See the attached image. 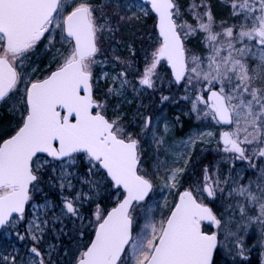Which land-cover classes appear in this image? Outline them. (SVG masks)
Segmentation results:
<instances>
[{"label":"snow or ice","instance_id":"1","mask_svg":"<svg viewBox=\"0 0 264 264\" xmlns=\"http://www.w3.org/2000/svg\"><path fill=\"white\" fill-rule=\"evenodd\" d=\"M222 2L235 22L217 31L207 0L187 5L195 25L179 0H0V104L12 102L20 120L0 141V233L19 242L0 246V264H63L69 255L68 264H225L224 257L239 264L255 247L246 243L253 225L264 264V0ZM150 13L158 38L149 34L152 49L144 50L134 84L132 63L110 54L108 41ZM198 33L205 56L186 47ZM38 52L47 59L42 77L32 59ZM162 61L171 70L169 83L185 88L182 98L197 118L226 129L215 151L232 162L229 178L203 165L200 178L179 191L189 151L181 167L159 156L152 170L144 167L141 138L150 134L163 144L167 124L161 132L145 115L136 133L118 108L108 116L109 99L130 104V90L135 99L157 90ZM100 81L107 89L102 99ZM169 99L162 95L161 103ZM212 136L194 133L180 147ZM235 162L246 169L232 175ZM74 180L88 192L77 190ZM157 180L161 193L178 192L171 207L167 197L156 199ZM105 184L104 198H115L110 209L98 199ZM218 194L232 201L224 209L227 221L210 206ZM86 205H94L90 217ZM205 222L219 231H206ZM61 237L82 242L69 252L60 247Z\"/></svg>","mask_w":264,"mask_h":264},{"label":"rangeland","instance_id":"2","mask_svg":"<svg viewBox=\"0 0 264 264\" xmlns=\"http://www.w3.org/2000/svg\"><path fill=\"white\" fill-rule=\"evenodd\" d=\"M151 14V13H150ZM150 14L148 16H143L141 20L138 23H134L131 25L125 24L123 25L119 31H122V36L120 37L119 43H111L112 48L109 49L110 54L115 52V54H118L125 58L126 60L131 63V57H133L132 52L134 51L136 53V46L135 42L141 37L138 36L140 35L139 31L140 28L138 26L140 25H146V21L150 17ZM230 20L232 19V23H234V19L231 17V14L229 15ZM186 19V17H185ZM203 37V34H202ZM193 38V36H192ZM191 37L188 38V40L193 41ZM188 49L192 51V47L189 44V46L186 45ZM131 49V50H130ZM193 52V51H192ZM196 54V53H195ZM33 61L39 66V68L42 70L41 72L38 73L39 76L42 77L43 74V69L45 68V65L47 64V59L43 55L42 52H38L37 55H34L32 57ZM163 62V61H162ZM161 62V63H162ZM165 66V63H162V68ZM134 68V67H133ZM162 68L158 69L159 74H164V71ZM143 71V68L142 70ZM161 71V73H160ZM45 75V74H44ZM132 82L135 84L136 83V78H130ZM160 83L158 82L156 87H158ZM138 86V85H137ZM107 91L105 82L100 81L99 87L96 89V94L98 99L104 98V94ZM146 92V91H145ZM144 92V93H145ZM145 97H148V94H145ZM128 100L132 101L130 104L128 103H119L116 99H109V109H108V116H112L114 111L118 108L126 117V124L130 127H132L134 132L137 133V129H140L139 122L143 119L144 116L135 115L137 110L135 112H132L130 109L133 106L134 103V96L131 95L130 91L127 97ZM141 104V103H140ZM19 107V105H17ZM134 107V106H133ZM203 108L204 106L201 105ZM133 110V109H132ZM141 110H139L140 113ZM10 112L11 113H16V119L14 122L7 124L5 126H0V136L3 133H6L3 136L9 137L13 132L15 131V128L17 126V123L20 122L19 120V113L15 111L12 106L10 107ZM177 114L183 116V117H189L193 115H197L195 112L192 111V105L189 102V105L183 104L179 106L177 109ZM156 122H158V125L161 129V132H164V125L167 124L168 126V131L164 133L163 139L164 143L157 146L151 137V135H147L146 137H143V140H141L142 147L144 149V167L152 170L153 168V162L156 156H159V159L161 161H166L167 163L171 164L173 161L176 162L177 167H181L184 164V159H187V157H184L183 159L181 158V155L184 151H189L191 154V159L188 162L186 172L184 174V179L182 181V187L179 189V191H183L185 188L188 187V184L186 183V178L188 177V173L190 172V169L192 168V162L195 161V151H197L200 148H217V139L219 137V134L222 130H225L222 126L216 125L214 122L211 121V119H199L196 121L197 125L191 126L190 128L186 129L182 134H180L177 130L178 126L175 124L173 118L171 117L169 113V106L167 105L166 107L159 108L158 115L154 118ZM19 121V122H18ZM135 121L136 123H133ZM137 127V129H136ZM211 131L213 133L212 137H205L204 139L206 142H201L200 140H197L195 145L190 148V149H183L180 147L182 141L188 140L190 136H192L194 133L198 132H207ZM139 133V132H138ZM159 135V133H158ZM202 146V147H201ZM197 149V150H196ZM231 165L232 162L230 161ZM231 165L229 167V170L231 168ZM225 165H222L221 163L218 164L217 166V171L218 175L223 179V178H229V170H227ZM245 169V166L241 162H235V169H233V172L235 174L236 171H243ZM76 184L77 190H80L81 188L83 189L84 192H87L86 189H84L83 185L79 184L78 181L74 180L73 181ZM157 188L155 189V196L156 199L159 201H163L164 197H167V204L169 207L174 205L176 203L177 197H178V192L173 190L172 192H168L165 190L163 193L159 191V185L162 183L161 180H157ZM227 191V189H226ZM219 195V194H218ZM220 197V195H219ZM224 200L229 201L230 203L232 202L230 198H228L226 195H224ZM221 203V201H220ZM222 205V208H221ZM225 205L217 203L216 205V210H218L217 215L218 218L221 214H223L224 221L228 220V214L227 211H224ZM167 210L165 209V212ZM236 218L238 219V213L236 214ZM222 227H223V221H222ZM4 237L9 240L11 237H7L4 235ZM51 239V237H50ZM246 243L249 245V247H252V245H255V247L252 248V251L250 255L253 257V261H258L260 264L261 260V247L260 244L258 243V228L256 225H253L249 231H248V236L246 239ZM231 261L232 264L237 263L236 261L232 260L231 257H228ZM244 262L240 261L239 264H243Z\"/></svg>","mask_w":264,"mask_h":264},{"label":"trees","instance_id":"3","mask_svg":"<svg viewBox=\"0 0 264 264\" xmlns=\"http://www.w3.org/2000/svg\"><path fill=\"white\" fill-rule=\"evenodd\" d=\"M180 4L182 5V10H185V17L186 19L195 25V21L192 19L190 15H188L186 8L190 0H179ZM207 3L210 5L212 13L215 17V30H219L220 26L222 25L223 22H227V24H232V19L230 20L229 15L230 13V8L222 2V0H207ZM155 17L150 14V17L146 21V25H140L138 26L140 28V35L141 36L136 42V55L131 57V63L134 68L130 71L129 79L130 78H136L138 76V72L135 70L137 67H139L140 71L143 68V60L142 57L145 55L144 50L151 51L152 45H153V40L149 38V34L153 38H158L156 28H155ZM122 31H119L116 35V40L115 41H108V43H116L120 41V37L122 36ZM203 33H198L197 35L193 36V41L188 40L186 42V45L189 46V44L192 47V51L196 53V55L200 56H205L207 55V49L205 48L203 44ZM204 35V34H203ZM163 63V62H162ZM48 71H51V68L47 69ZM162 70L164 71V74H161V81L159 82L160 85L157 88L155 92L152 90H146V92L140 96L139 99L134 98V103L133 106L130 109L132 112H135V110H141L140 111V116H145V115H152L154 118L158 115L159 108L166 107L167 105L169 106V113L171 117L173 118L175 124L178 126L177 130L180 134H182L186 129L190 128L191 126L197 125L196 121L199 120L197 118V115L190 116L188 117H183L179 114H177V109L179 106L183 104L189 105V101L183 99L182 97L185 96V88L182 85H175L174 83L170 84L169 82L172 80L171 74L169 70L166 68V66H163ZM161 73V71H160ZM46 74L43 71L42 76ZM130 93L132 96H134L130 90ZM145 94H148V97H145ZM169 96L170 99L168 101H164L161 103V96ZM141 103V104H140ZM142 105V106H140ZM12 106V102L9 103H4L0 104V126H5L7 124H10L11 122L16 124L15 119H16V113H11L10 112V107ZM138 106L139 109H138ZM19 122V121H18ZM19 123H17L18 125ZM6 133L1 134L0 136V141L6 138L5 135ZM202 147V146H201ZM197 150V149H196ZM195 161L192 162V168L190 169V172L188 173V177L186 178V183L188 184V187L192 186L193 181L197 180L200 178V174L202 172V166L203 165H211V166H218L219 163L222 165H225L224 167L229 170V167L231 165L230 161H225L221 159V156L224 154H218L215 149L213 148H200L197 151H195ZM246 169V165L243 164ZM244 169V170H245ZM79 172L83 173L85 171V166L81 163L79 165ZM194 174V175H193ZM232 175H234V172L232 170ZM248 175L251 177V173L249 172ZM229 177H230V170H229ZM254 179V177H251ZM242 183H246V181H242ZM84 189L87 190V186H83ZM102 191L100 199L102 205L107 206L109 209L115 205V198H112L111 200L106 199V197L109 193L107 191V185L102 186ZM52 198L55 200L57 199V193L52 192L50 193ZM229 201L224 200V195H221V203L223 205L229 204ZM94 207V205H86L87 211L86 215L89 217L91 216V209ZM222 208V205H221ZM224 210V209H223ZM228 214V212L226 213ZM67 223V222H66ZM68 229H72L73 225L68 224L67 225ZM91 238V232H89L88 235L84 237V240L90 239ZM82 241H76L70 244L69 238L68 237H61L60 239V247L66 248L69 252L75 251V244L80 243ZM9 244H16L17 246L19 245V242L15 241L14 237H11V239L7 240L4 237V234L2 233L0 235V246L2 247H7ZM71 260V256L64 257L63 259V264H68V261Z\"/></svg>","mask_w":264,"mask_h":264},{"label":"flooded vegetation","instance_id":"4","mask_svg":"<svg viewBox=\"0 0 264 264\" xmlns=\"http://www.w3.org/2000/svg\"><path fill=\"white\" fill-rule=\"evenodd\" d=\"M133 130H135V129H133ZM141 140H143V138H141ZM220 201H221V198L219 197L216 202H213V207L210 204L214 211H218V210H216V205H217V203L220 204ZM203 227L208 232H218L219 231L218 229L213 230L211 225H208V224H204ZM251 256L252 255H249V261H242V262H244L243 264H249V262H250V264H259L258 261H253V257H251ZM224 261H225V264H232V261L228 257H224ZM235 264H237V263H235Z\"/></svg>","mask_w":264,"mask_h":264},{"label":"water","instance_id":"5","mask_svg":"<svg viewBox=\"0 0 264 264\" xmlns=\"http://www.w3.org/2000/svg\"><path fill=\"white\" fill-rule=\"evenodd\" d=\"M150 7V6H149ZM153 15H154V17H155V14L154 13H152ZM155 19H156V17H155ZM156 31H157V29H156ZM157 33H158V31H157ZM166 66H167V64H166ZM167 68H168V66H167ZM169 69V68H168ZM169 71H170V73H171V70L169 69ZM205 223H207V222H205ZM208 224V223H207ZM215 227V226H214Z\"/></svg>","mask_w":264,"mask_h":264}]
</instances>
